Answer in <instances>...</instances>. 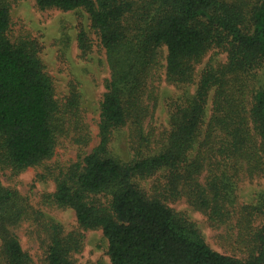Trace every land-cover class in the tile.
<instances>
[{
    "label": "trees",
    "instance_id": "1",
    "mask_svg": "<svg viewBox=\"0 0 264 264\" xmlns=\"http://www.w3.org/2000/svg\"><path fill=\"white\" fill-rule=\"evenodd\" d=\"M41 9H83L105 51L109 77L99 104L98 142L65 168H52L59 138L89 141L77 95L61 107L35 41L8 36L10 0H0V170L45 165L49 206L71 209L81 230H101L109 264H264V191L237 205L243 177L264 179V0H35ZM79 47L88 45L78 35ZM225 61L200 72L212 49ZM179 93L167 127L144 133L148 82L161 68ZM211 93V113L205 119ZM128 127L129 158L112 147ZM202 173H204L202 175ZM202 175V176H201ZM150 181L147 187L145 182ZM184 198L210 226L236 227L234 255L212 249L196 225L167 201ZM36 217L44 264H74L83 235L34 211L0 183V264H33L13 231ZM235 220L234 225L230 222ZM236 253V254H235Z\"/></svg>",
    "mask_w": 264,
    "mask_h": 264
},
{
    "label": "rangeland",
    "instance_id": "2",
    "mask_svg": "<svg viewBox=\"0 0 264 264\" xmlns=\"http://www.w3.org/2000/svg\"><path fill=\"white\" fill-rule=\"evenodd\" d=\"M10 24L8 36L11 41L26 39L35 41L38 56L45 72L50 76L55 98L61 107H65L72 94L77 95V105L81 121L87 126L89 141L86 146L72 140L73 132L59 138L54 154L45 163L52 168H65L76 161L82 153H88L98 142L99 104L105 91V80L109 77L105 51L98 35L91 27L88 14L83 9L62 11L55 8L41 10L35 0H10ZM83 34L88 45L82 50L78 44V35ZM165 49L161 52V68L149 79V115L143 122L144 133L151 131L158 136L167 127V103L174 99L179 90L165 81ZM225 61V53L220 49L210 50L200 63L195 66L194 84L188 86V92H194L201 70L208 64L216 65ZM211 93L207 99L205 119L211 113ZM130 130L124 127L112 135V147L123 159L129 158L126 142ZM45 165L29 167L16 175L9 170H0V183L4 187L16 190L24 196L34 211H41L47 218L59 223L64 231H78L83 235L79 251L73 253L74 264H109L107 242L101 230L79 229L74 212L49 206L44 201L46 194L55 190L51 178L41 180ZM204 173H202L203 175ZM201 175V176H202ZM150 181L145 182V187ZM264 191L263 178L243 177L237 184V205L241 206L256 201ZM166 204L176 213L191 220L204 237L206 243L214 250L234 255L232 239L236 236V227L230 224L212 227L206 216L191 208L184 198L167 201ZM37 218L22 220L13 231L17 235L21 248L28 253L33 264H44V237L39 233ZM235 220L230 223L234 225ZM236 254V253H235Z\"/></svg>",
    "mask_w": 264,
    "mask_h": 264
}]
</instances>
